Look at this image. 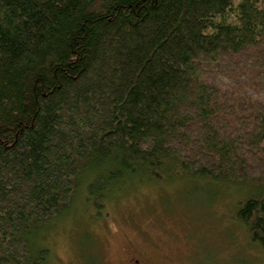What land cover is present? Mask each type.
I'll use <instances>...</instances> for the list:
<instances>
[{
  "label": "trees",
  "instance_id": "obj_1",
  "mask_svg": "<svg viewBox=\"0 0 264 264\" xmlns=\"http://www.w3.org/2000/svg\"><path fill=\"white\" fill-rule=\"evenodd\" d=\"M135 180L230 191L264 249V0H0V264Z\"/></svg>",
  "mask_w": 264,
  "mask_h": 264
},
{
  "label": "rangeland",
  "instance_id": "obj_2",
  "mask_svg": "<svg viewBox=\"0 0 264 264\" xmlns=\"http://www.w3.org/2000/svg\"><path fill=\"white\" fill-rule=\"evenodd\" d=\"M82 187L42 236L46 264H264V249L233 218L228 190L135 180L108 192L99 213Z\"/></svg>",
  "mask_w": 264,
  "mask_h": 264
},
{
  "label": "flooded vegetation",
  "instance_id": "obj_3",
  "mask_svg": "<svg viewBox=\"0 0 264 264\" xmlns=\"http://www.w3.org/2000/svg\"><path fill=\"white\" fill-rule=\"evenodd\" d=\"M131 264H141V263H140V260L138 258H135L133 260V263H131Z\"/></svg>",
  "mask_w": 264,
  "mask_h": 264
}]
</instances>
